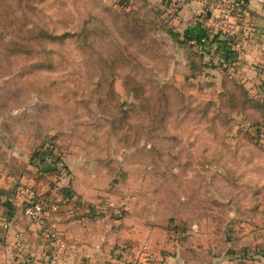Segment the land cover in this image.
Listing matches in <instances>:
<instances>
[{
    "label": "rangeland",
    "instance_id": "374dc122",
    "mask_svg": "<svg viewBox=\"0 0 264 264\" xmlns=\"http://www.w3.org/2000/svg\"><path fill=\"white\" fill-rule=\"evenodd\" d=\"M168 10L165 0H0V161L14 159L15 186H33V159L54 185L31 157L52 145L69 179L67 165L95 188L92 200L70 189L78 204L135 210L156 228L143 244L160 262L264 264L263 91L174 35ZM69 220L103 235L99 219ZM108 221L114 232L122 219Z\"/></svg>",
    "mask_w": 264,
    "mask_h": 264
},
{
    "label": "crops",
    "instance_id": "0c3cea01",
    "mask_svg": "<svg viewBox=\"0 0 264 264\" xmlns=\"http://www.w3.org/2000/svg\"><path fill=\"white\" fill-rule=\"evenodd\" d=\"M165 3L168 4V11H173L174 4L169 0H165ZM217 4L221 6L216 0H185L177 4L170 22L181 36L184 33L187 43L192 38L197 39L198 52L203 54L205 59H211L210 61L216 64L220 71L230 72L253 94L256 89L263 91L264 94L260 72V67L264 64V52L259 51L256 45L264 41V0H245L244 12L234 13L228 21L221 20L222 8H215ZM225 30H230L237 38L247 43V51L238 54L227 40ZM202 38L204 42H200ZM35 160L32 161L34 166L29 164L27 169L31 173L28 174V182L32 183L39 193L49 194L54 187L50 182L52 177H39L36 173ZM8 162L7 164L0 161V188L9 191L18 186H15L18 175L11 170L14 159L11 158ZM67 166L72 174L71 184L69 181L70 189L84 199H94L95 188L90 179L84 175L80 180L79 173H75L69 165ZM22 179L24 176L21 177ZM53 198L58 197L55 195ZM10 215L13 217L10 229L4 233L0 228V264H26L28 258L33 261L39 260L43 255L44 247L38 225L21 218L17 211ZM136 215L135 210H130L113 232L104 229L101 224L102 222L110 226L109 215L100 214L97 225H100L104 231L103 235L99 234L95 237L91 231V226L95 223L85 224L87 228L78 224L74 226L63 212L50 213L47 220L51 223L50 226L61 230L67 238L65 241L67 245L65 244L64 248L53 251L54 264H132V261L136 260L140 264H172V260L164 257L165 261H158L160 258L156 252H153V257L146 259L137 251L138 246L145 241L154 239L156 228L146 222L135 221L133 217ZM16 233L22 234L25 238L20 250L14 247ZM112 241L119 244L114 251L111 248Z\"/></svg>",
    "mask_w": 264,
    "mask_h": 264
},
{
    "label": "built area",
    "instance_id": "2783aa9c",
    "mask_svg": "<svg viewBox=\"0 0 264 264\" xmlns=\"http://www.w3.org/2000/svg\"><path fill=\"white\" fill-rule=\"evenodd\" d=\"M174 4L173 10L176 9L177 4L182 3L185 0H169ZM217 4L215 8H222L221 20L228 21L234 13L239 14L244 12L245 0H216ZM214 8V7H213ZM170 17H172L170 15ZM227 40L230 45L238 53H244L247 51V43L237 38L230 30H225ZM197 39H190V44H196ZM200 42H204V39H200ZM259 51L264 52V41L256 43ZM261 72V86L264 90V64L260 67ZM254 136L256 140L264 144V124L255 127ZM54 147L49 145V149L44 157V168L56 166L58 172L55 174V184L51 193L41 194L30 184H20L16 187L14 199H11L8 192L0 188V228L7 232L13 224V217L10 215L12 212H18L21 218L28 221H32L38 225V232L43 238V255L39 260L34 261L31 258L26 259V264H54L52 253L58 249L64 248L66 245L62 239L60 233L52 226L47 224L48 216L50 213L63 212L67 218L85 222L99 218L100 214L105 213L108 210V215L113 218L116 224H119L123 217V209L115 204L111 199L104 198L100 201L99 205H91L87 203H79L76 201V196L70 190L69 176L66 169L63 166L62 161L54 162L56 156ZM59 158V157H58ZM57 196L54 199L53 196ZM16 240L14 247L20 250L24 243L25 238L22 234L16 233ZM137 251L142 254L143 258H151L154 256L153 251L148 244H142L138 246ZM132 264H140L139 261H132Z\"/></svg>",
    "mask_w": 264,
    "mask_h": 264
},
{
    "label": "trees",
    "instance_id": "16d2710c",
    "mask_svg": "<svg viewBox=\"0 0 264 264\" xmlns=\"http://www.w3.org/2000/svg\"><path fill=\"white\" fill-rule=\"evenodd\" d=\"M173 31H174V35H178V37L180 36L179 33H178V31H176V30H174V29H173ZM182 36L184 37L183 39L185 40V35H184V33L182 34ZM185 41H186V40H185ZM41 151H42V149L38 150L36 154L32 155V156H31L32 159H33V158H39V156H40V158L37 159L38 162L43 161V159H44V157H43V156H44V152L40 155ZM38 162H37L36 164H38ZM54 162H57V163H58V162H60V159H59L58 157H55V158H54ZM45 170H46L48 173H50V174H56V173L58 172V167H56V166H52V167H48V168L45 169ZM53 188H54V187H53ZM15 190H16V187L10 189L9 191L6 190V191L8 192V194H9V196L11 197V199H14Z\"/></svg>",
    "mask_w": 264,
    "mask_h": 264
}]
</instances>
